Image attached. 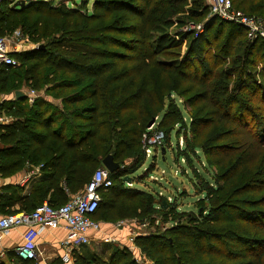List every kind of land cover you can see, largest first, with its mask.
<instances>
[{
  "label": "trees",
  "instance_id": "1",
  "mask_svg": "<svg viewBox=\"0 0 264 264\" xmlns=\"http://www.w3.org/2000/svg\"><path fill=\"white\" fill-rule=\"evenodd\" d=\"M187 2L95 0L92 12L85 1L75 8L61 1H30L23 8L5 3L0 36L21 25L43 48L14 54L16 67H0V93H16L27 83L44 95L32 105L14 100L0 108L11 118L0 125V177L37 167L46 176L26 194L19 185L4 188L0 214L32 212L44 202L66 204L112 155L121 168L111 174L113 186L101 191L94 219L112 214L117 223L138 218L139 210L148 215L156 209L152 197L126 187L125 178H142L136 174L146 158L143 135L153 120L157 125L166 99L178 94L184 109L170 100L156 126L165 135L162 151L188 111L187 128L197 142H189L190 148L201 150L217 170L214 185L206 181L202 193L198 186L207 203L198 217L159 204L165 222H178L169 231L172 239L148 234L134 245L152 264H264V42L249 40L237 24L210 17L202 2L194 0L186 9ZM232 2L264 20V0ZM183 13L202 24V32L172 36V27L188 23ZM184 42L185 55L155 64V56ZM216 51L228 63L219 73L207 59ZM253 125L258 132L250 131ZM251 231L254 237L242 236ZM106 248L107 258L79 254L76 264H140L130 251ZM242 258L253 259L238 262Z\"/></svg>",
  "mask_w": 264,
  "mask_h": 264
},
{
  "label": "rangeland",
  "instance_id": "2",
  "mask_svg": "<svg viewBox=\"0 0 264 264\" xmlns=\"http://www.w3.org/2000/svg\"><path fill=\"white\" fill-rule=\"evenodd\" d=\"M30 1H52L55 5H58L59 2H64L66 6L70 7H80L81 2L85 1L87 4L88 12L93 11V5L95 0H2L0 3V12L4 14L5 12V3H10L13 7H15L17 4H20L22 2H30ZM202 2L203 7L206 11L209 10L207 0H198ZM232 2V0H230ZM194 0H188L186 9H190V7L193 8L192 3ZM19 7V6H17ZM233 10L236 12H240L243 15H247L244 11L237 9L233 2H232ZM208 13V12H207ZM210 14V12H209ZM182 18L186 19L185 13L181 14ZM256 18H260L258 16H254ZM262 19V18H260ZM187 24L184 27H180L178 25L172 27L169 31V33L176 37L179 32L185 31V32H195L198 31V27L202 24L193 22L194 20H190L189 18L186 19ZM263 20V19H262ZM264 21V20H263ZM225 22V21H224ZM226 23V22H225ZM203 29V27H202ZM201 29V30H202ZM19 31L21 37L23 39H26L27 45L24 46V51H28L30 47H38L40 44H34L31 40L29 35L25 32V27H22L21 25L18 26L13 31L7 30L5 33L6 36L10 41L13 40L15 36V32ZM222 38H220L221 40ZM222 42V40H221ZM43 43V42H42ZM187 42H184L182 47L180 49H174L169 50L172 51L170 54L167 52L165 54H160L154 57L155 64L163 63V64H170L176 61L178 59V55L180 54L181 57L185 55V52L187 50ZM213 52V51H212ZM173 53V54H172ZM216 54L212 55L211 57H207V59H210V64L213 68V70L216 71V73H219L220 71L228 68V63H222V60H220L219 56L220 54L214 52ZM166 65V67H167ZM134 64L127 65L126 67H133ZM157 67V66H153ZM237 81V76L233 77V80L231 83L234 84V82ZM33 89L29 86V84L24 83L20 87L19 91H22L25 94H28ZM40 93V94H39ZM37 94V98L44 95V91L42 90ZM12 99H15V93L9 94ZM36 98V99H37ZM49 99L52 100L50 97ZM174 99L175 103L181 107V109H184V98L180 97L178 94H174L171 96L170 99H166V104L164 108V113L168 110V106L170 103V100ZM28 103V102H27ZM29 104V103H28ZM161 113L157 119L156 124L158 125L161 116L164 114ZM189 112L185 110L183 122L175 126V129L172 133H170V138L166 139L165 141V150L162 151V147L160 149H156L153 151L150 157L145 158V163L143 167L138 171L137 175H142L141 179L134 180H128L126 179V187L128 188H137L142 191H145L146 193L150 194L152 197V200L155 202V210H152L148 215L143 216L142 212L139 210L140 216L138 218L132 219V220H126V225L124 228V231L128 235V239L124 240L125 244H119V243H113L108 244V241L111 239H104L103 243H96L90 242V244L82 249V252L85 253L86 256H91L93 254L102 256V258H107L111 251H108L103 255V252L107 249L106 246L110 247L111 249H120L121 251H130L133 254V257L138 261L140 264H152L151 260L143 254L139 249L134 248V241L137 237H141L143 235L148 234H163L168 238L173 237V234H171L169 231L170 229H173L175 225L178 224V222L168 220L165 222L164 216L161 210V206L159 204H163L165 208L168 210L171 205L176 206L178 211L183 215H191L194 213L197 217L199 216L198 212L199 209H204L203 207L207 206V203L202 199V197H205L204 189L208 188L206 187V181L210 182V185H214V181L212 180L213 175L216 174L217 170L213 168L210 164V160L202 153L201 150L196 151L195 153L191 150L189 142L190 143H197L194 140V134L191 128H187L190 124V117ZM187 133H184L183 130L186 129ZM253 132H258V128L256 125H253L251 127V130ZM187 136V137H186ZM186 152H188V158L185 156ZM221 156V155H220ZM219 156V157H220ZM190 157V161H189ZM214 159V158H212ZM214 161V160H213ZM198 176V177H197ZM201 176V178L199 177ZM132 177V175L130 176ZM201 191L200 194H198ZM202 195V196H200ZM253 195H247L244 197H250ZM172 203V204H171ZM180 216V215H179ZM189 217L185 216L184 219H182V223H186L187 219ZM101 221L105 224H114L116 221H118V218L115 217L112 214H106L104 216H101ZM255 232V231H254ZM247 235L249 237H254L255 235L253 232H246L242 233V236ZM172 239V238H171ZM107 242V243H106ZM218 248H215V250H218L219 247H221V244H217ZM221 253V251L219 252ZM253 258H242L239 259L238 262L247 263L248 261H252Z\"/></svg>",
  "mask_w": 264,
  "mask_h": 264
},
{
  "label": "built area",
  "instance_id": "3",
  "mask_svg": "<svg viewBox=\"0 0 264 264\" xmlns=\"http://www.w3.org/2000/svg\"><path fill=\"white\" fill-rule=\"evenodd\" d=\"M2 0H0L1 3ZM209 16L216 17L222 21L241 26L247 33L249 40H260L264 42V21L254 16H246L233 10L230 0H207ZM202 27H198V32H202ZM27 40L23 39L19 31L10 41L6 36H0V67H16L18 65L14 54L21 53ZM38 92L32 90L26 95L27 102L32 105ZM11 118L4 111L0 110V125L8 124ZM157 125L148 128L143 135V146L145 155L150 157L154 150L160 149L164 143L165 135L157 130ZM36 174H28L21 181V187L27 188ZM113 186L111 173L103 168L98 169L91 181L78 194L72 196L70 200L59 207L51 206L44 202L32 212H22L17 214H0V238L8 237L12 231L25 229L23 234L24 242L14 249L16 255L25 260H36L38 255L37 240L47 229H56L63 226L66 229V238L62 245L65 253L62 261L68 264L71 261L70 253L73 249L89 245L91 233L101 231V222L94 219L101 201V191ZM124 222H121V226Z\"/></svg>",
  "mask_w": 264,
  "mask_h": 264
},
{
  "label": "crops",
  "instance_id": "4",
  "mask_svg": "<svg viewBox=\"0 0 264 264\" xmlns=\"http://www.w3.org/2000/svg\"><path fill=\"white\" fill-rule=\"evenodd\" d=\"M34 48V46L29 49ZM27 49V50H29ZM25 50V49H24ZM21 51V52H24ZM17 101L16 99H14ZM12 97L8 94L0 93V108H2L5 104L14 101ZM28 174H36V177L31 181L30 185L27 188H23L24 191L22 194H26L30 191L31 186L37 181L41 180L44 176V172L40 168H34L32 171H21L14 176L1 178L0 177V193L4 192V188L7 186L19 185L21 187V181ZM22 188V187H21ZM124 222L121 226L119 224ZM126 220L119 221L114 224H105L101 222V231L92 232L91 243L96 242L98 244L103 243L104 239H111L108 241V244L119 243L125 244L124 240L128 239L127 233L124 231ZM25 229H17L12 231V233L8 237L0 238V264H55L56 262L62 261V255L66 252L63 248V241L66 238V229L61 226L56 229H47L45 230L37 240V259L36 260H25L19 258L14 249L17 245H20L24 242L23 234ZM105 241V240H104ZM107 243V242H106ZM85 246H81L79 248L73 249L70 253L71 261L68 264H76V256L79 254H85L82 252V249ZM134 248L137 247L134 245ZM82 258V257H81ZM85 258V257H84ZM89 258V257H86Z\"/></svg>",
  "mask_w": 264,
  "mask_h": 264
},
{
  "label": "water",
  "instance_id": "5",
  "mask_svg": "<svg viewBox=\"0 0 264 264\" xmlns=\"http://www.w3.org/2000/svg\"><path fill=\"white\" fill-rule=\"evenodd\" d=\"M25 2H22L20 4H17L15 7L20 6L21 8H23L25 6ZM43 46H38V47H34L32 49H29L28 51H33V50H38V49H42ZM27 52V51H24ZM15 99L17 101L19 100H26V95L25 93H23L22 91H17L15 93ZM155 124V120H153L149 125L148 128H150L151 126H153ZM103 167L105 169H107L111 174L117 172L121 167L120 164L118 162H116L113 158L112 155H108L104 160H103ZM126 180V179H125ZM129 180V179H128Z\"/></svg>",
  "mask_w": 264,
  "mask_h": 264
}]
</instances>
